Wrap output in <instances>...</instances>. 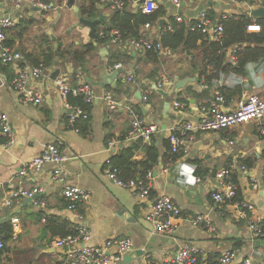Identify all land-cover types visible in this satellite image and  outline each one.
<instances>
[{
    "label": "crops",
    "instance_id": "1",
    "mask_svg": "<svg viewBox=\"0 0 264 264\" xmlns=\"http://www.w3.org/2000/svg\"><path fill=\"white\" fill-rule=\"evenodd\" d=\"M62 1V4H54V10L45 12L28 5L19 10L9 0H0V19L11 18L16 24L12 29L23 21L33 24L23 35L11 34L9 30L12 29L6 30L7 41L10 37L16 39L11 50L20 53L22 49L28 53L37 51L41 39H51L50 33L56 37L58 49L63 52L72 53L83 45L97 43L90 38L89 28L78 25L79 17L67 6L68 0ZM119 1L124 5L125 0ZM158 1L166 16L159 23L150 27L144 25L140 29L142 37L153 43L160 41L172 17L180 16L183 24L190 25L202 12L215 19L240 15L253 18L249 12L264 7V0H243L238 4H228L225 0H182L179 8L166 0ZM77 5H80V0H77ZM98 8L103 21L109 23L116 10L103 3ZM139 9L140 1L130 3L131 14L136 15ZM96 47L86 65L75 64L67 54L65 59H56L55 66L47 70L45 78L30 81L28 89L42 95L41 104H34L27 100L24 93L13 88V80L24 63H0V112L8 116L13 132L11 145H6L4 137L0 138V225L12 224L15 217L19 219V230L15 239L8 243L0 264H63L65 250L55 247L59 238L52 236L47 227L50 218L65 220L74 227L77 224L62 196L63 186L68 182L91 194L82 211L86 215L84 223L91 231L92 244L101 245L114 238L132 241L130 253H134L135 258L131 264H145L146 261L164 264L186 246L198 251L199 264H215L222 255L233 250L239 252L233 264H242L244 259L264 264V246L260 244L264 240L252 239L248 218L240 215L241 206L226 202L219 208L212 197L218 186L217 173L230 167L237 174L242 204L254 206L255 215L264 219V121L250 122L213 134L178 133L186 140L190 154L174 160L171 158L174 153L167 152L164 145L172 128L198 122L204 114L202 107L209 102L188 92L189 88L197 94L205 90L198 83L203 66L202 48L190 56L181 51H171V54L159 55L160 62L153 64L146 59V52L135 51L122 41L113 44L111 40L107 45L96 44ZM115 56L120 61L108 66L111 61L114 62ZM232 61L228 53L226 62ZM116 65H122V68L115 69ZM57 70L60 71L58 77L66 76L73 86L87 83L93 88L97 99L90 106L89 132L86 135L70 125L69 111L56 91L58 77L53 78V74ZM116 70H120L116 78L104 81L103 75L111 76ZM132 73L135 79L129 83L126 80ZM103 81L107 82L105 87L100 86ZM163 81H166L164 89H156L155 85ZM181 82L187 83L178 90L176 85ZM95 83L98 85L94 86ZM220 88L227 91L228 96L234 92L241 93L240 97L234 96L226 101V111L233 109L244 96L264 98V62L249 64L244 75L233 72L221 75L211 88L210 95L216 96ZM158 90L167 93L168 98L173 97L168 120L164 116L167 99ZM139 92L142 100L137 97ZM154 92L157 96L147 102V96H154ZM107 94L113 95L119 103L117 109H110L105 100ZM179 98L184 102H180ZM175 102L183 107L176 109ZM136 118L156 124L161 129L160 135L150 143L143 142L152 144L155 141L160 151L151 184L153 198L169 196L181 209V215L175 221V231L171 234H157L146 220L148 205L140 202L130 190L118 186L106 173L108 167L112 168L110 161L114 156L142 140H127ZM164 124H168V128L162 138ZM123 136H126L124 141L121 140ZM231 142L234 144L231 145ZM50 144L58 145L67 157L65 179L53 180L51 165H46L39 174H23L26 165ZM143 157L144 153L140 151L134 159L140 161ZM244 161L255 164L243 171ZM253 180L259 182L258 189L253 188ZM21 185L28 189L42 187L41 200L46 206L31 207L27 199H22L12 207H5L3 204L10 198L11 191ZM197 216L210 218L213 231L195 225L193 219Z\"/></svg>",
    "mask_w": 264,
    "mask_h": 264
},
{
    "label": "built area",
    "instance_id": "2",
    "mask_svg": "<svg viewBox=\"0 0 264 264\" xmlns=\"http://www.w3.org/2000/svg\"><path fill=\"white\" fill-rule=\"evenodd\" d=\"M17 9L22 10L24 5L31 8H39L45 12L55 9V5H47L43 0H9ZM174 7H181L182 0H166ZM228 4H238L243 0H225ZM103 4L109 5L114 10H122L124 5L119 0H102ZM143 14L152 15L160 9L158 0H144L141 3ZM176 21L183 22V19L178 16ZM16 26L11 18L0 19V63L3 65H12L18 62L24 63L19 70L17 76L13 80V88L27 96V100L34 104L42 103V95L34 90L28 89L30 81H39L47 76V70L43 68H34L25 63L22 53L11 50L6 46L7 36L6 30L12 29ZM150 27V24L146 25ZM193 31L201 32L208 35L212 40L219 42L223 36V27L214 23L207 12H202L195 22ZM250 32H259L261 27L258 25H251ZM100 35L103 37L101 31ZM112 43L118 44L121 41V34L119 31H112ZM135 51L147 52L155 51L159 55L171 54L169 49H165L161 44H154L152 41L142 37L140 40H131L127 42ZM237 49H232L228 53L231 55L232 62H237ZM122 68V65H116L115 69ZM135 79V74L132 73L127 77V82L131 83ZM166 81L155 85L156 89H164ZM57 95L64 102L65 107L69 111V122L72 126L76 120H89V114L80 107L72 106L69 103L70 97L82 98L86 104L92 105L97 99L94 96L93 88L90 84L81 83L73 86L66 76H60L55 81ZM207 88V86H203ZM114 96L107 94L105 100L111 110L118 108L119 103L115 101ZM226 99L217 95V97L208 103V106L202 107L201 119L198 122H190L185 125H178L172 128L169 140L172 146V152L181 156H188L190 148L184 138L178 136V133L184 134L187 132H195L201 134H213L228 131L238 126L250 122L264 121V98L257 95H249L242 97L231 110L226 111L224 106ZM176 109H180L183 105L179 102L174 103ZM264 132V131H263ZM161 129L158 125L147 123L141 119L136 118L132 123L131 131L127 140L142 139L146 143H150L155 136L160 135ZM6 139V145L13 143V132L10 126L9 118L6 114L0 112V138ZM231 145L234 143L231 142ZM111 146H114L111 143ZM67 157L58 145L50 144L43 152L36 157L30 164L26 165L23 174L32 172L39 174L46 165L53 167V180H64L67 176V171L64 168V163ZM247 171L245 166L241 168ZM106 173L122 188L130 190L133 195L142 203L148 206L146 220L150 222L154 231L157 234H171L175 231V221L181 215V209L176 205L171 197L160 195L153 198L152 196V179L153 173L150 172L145 180L122 182L117 176V170L108 167ZM235 173L232 168L221 169L217 173L218 186L213 193V201L217 207L221 208L226 202H230L236 197L238 187L231 181V176ZM200 181V180H198ZM253 188H259V182L253 180ZM43 189L40 186H35L31 189L21 185L20 188L11 191L10 198L4 202L5 207H12L22 199H32L37 195L43 196ZM62 196L67 203V210H69L77 221L75 226L76 234L67 238H59L55 242V247L65 250V259L63 264H122L124 256L133 249L132 241L123 238H114L107 240L104 244L93 245L92 235L90 229L85 225L86 215L82 211L91 199L90 192L72 183H65L62 190ZM42 199V198H41ZM34 201L37 207H45L46 203L43 200ZM242 208L240 215L248 218V228L253 240H264V219L255 215V208L251 204H239ZM253 214V216H252ZM195 225L205 226L210 231H213L212 222L207 216H197L193 219ZM14 236L19 230V219L12 220ZM6 244L3 235L0 232V261L3 256V250ZM238 250L228 251L217 260L215 264H233L238 257ZM145 264H150L146 261ZM164 264H199L198 251L186 246L180 250L173 258L167 259ZM242 264H254L250 259H244Z\"/></svg>",
    "mask_w": 264,
    "mask_h": 264
},
{
    "label": "trees",
    "instance_id": "3",
    "mask_svg": "<svg viewBox=\"0 0 264 264\" xmlns=\"http://www.w3.org/2000/svg\"><path fill=\"white\" fill-rule=\"evenodd\" d=\"M139 1L140 0H125L123 9L116 10L109 23L105 21L100 23L98 27L99 39L97 45L104 46L111 43V32L113 30L120 32L123 44L131 40H140L142 38L140 33L142 26L159 23V21L166 16L163 7H160V9L152 15L143 14L142 9H139L136 15L131 14L130 3ZM43 2L47 5L55 4L56 2L59 4L63 3L62 0H43ZM101 4L102 0H80V15L88 20H97L101 16V11L98 8ZM209 16L214 23L223 27L224 33L219 42L212 40L208 35L202 34L201 32L193 31L192 28L195 22L187 25L177 22L176 18L172 17L170 18L169 25L162 33L160 41L154 43H161L164 48L170 51H181L189 56L202 48L203 66L200 70L198 83H201L202 86H207V88L203 90L201 94L195 93L192 88H189L188 92L198 98L209 100V102L214 100L217 95H221L226 101H229L234 96L240 97V91L234 92L228 96L227 91L220 88L217 90V95L215 96L210 95V90L214 84L220 80L221 75L229 72L244 75L245 68L249 64L264 62V20H255L247 15L221 17L218 19H215L210 14ZM254 24L260 26L261 31L250 32L249 27ZM32 25V23L23 21L20 26H17L18 28L16 27V29L9 31L14 35H20V33L23 35L29 31ZM101 31L103 37L100 35ZM15 40V38L10 37L6 42V46L10 49H14ZM40 42L37 51L28 53L26 50L22 49V55L24 56L25 63L29 64L31 67L43 68L46 70L55 66L57 58L65 59L67 54L75 64L82 66L86 65L89 57L97 50L96 45L89 43L83 45L79 49H75L72 53L69 51L63 52L61 48H59L57 51L58 55H56L54 44L49 37L41 39ZM232 49H237V62L235 64L226 62V56ZM145 56L146 59L153 64H158L160 62V56L155 51H147ZM113 59L114 62L111 61L108 66H113L120 61L118 56H115ZM153 95L154 96H147V102H151V99L157 96L156 92H154ZM179 101L184 102L180 98ZM69 103L72 106L80 107L87 113L90 111L91 105L86 104L82 98L70 97ZM208 103L204 104V106H208ZM89 120H76L71 127L81 134L86 135L89 132ZM125 139L126 136L121 138L123 141ZM164 145L167 152L172 153L171 142L168 139L165 140ZM140 151H143L144 157L142 160L137 161L134 158ZM180 157L181 155L178 154L171 155V158L174 160ZM159 159L160 151L155 146V141L154 143L152 142V144H146L143 140H139L137 143L130 145V147L123 149L120 154L114 156L110 164L113 169L117 170L119 180L127 183L130 181L145 180L150 172L153 173L158 165ZM243 164L247 169H250L255 163L244 161ZM231 181L238 187L236 172L231 176ZM230 202L242 204L241 190L239 187L236 192V197ZM47 230L52 236L62 239L76 234L73 224L65 220H57L54 218L48 220ZM0 232L6 244L2 253L4 254L7 251L8 243L13 240V225L11 223L0 225Z\"/></svg>",
    "mask_w": 264,
    "mask_h": 264
},
{
    "label": "water",
    "instance_id": "4",
    "mask_svg": "<svg viewBox=\"0 0 264 264\" xmlns=\"http://www.w3.org/2000/svg\"><path fill=\"white\" fill-rule=\"evenodd\" d=\"M144 0H140V3H142ZM67 6L73 10L77 16L79 17V22H78V25L80 26H84L86 28H89L90 29V38L94 41H98V27L100 26V23L103 21V16H100L97 20H88L86 18H83L81 15H80V8L79 6L77 5V0H68L67 2ZM37 10H40L39 8H37ZM249 14L253 17V18H263L264 19V7H261V8H257L251 12H249ZM49 36L51 37V40L54 42V48H55V52L57 54V49H58V45L56 43V37L50 33ZM95 45L97 43H94ZM120 73V70H116L114 72V74H112L111 76H108L107 74L103 75L104 77V81H106V79H110V78H116V76ZM60 75V71L57 70L54 74H53V78H57L58 76ZM89 82H91L90 79H88ZM102 82L100 84V86L102 87H105L106 83L107 82ZM187 82H181L179 84L176 85V88L179 90V89H182L184 87V85L186 84ZM98 83H95L94 86H97ZM158 93L162 94L166 99V103H165V118L168 120L169 119V115H168V112L170 111V107H171V101L173 99V97H170L168 98V94L165 93L163 90H158L157 91ZM137 97L142 100V95L141 93L139 92L137 94ZM167 128H168V124H164L162 126V138H164L165 134H166V131H167ZM42 198V195H37L36 197L32 198V199H27V202L30 204V206L32 207L34 204V201L36 200H39ZM260 244L262 246H264V241L260 242ZM136 256L137 257H140L139 253H136ZM135 258V254L134 253H128L125 255L124 259H123V262L122 264H131V262L133 261V259Z\"/></svg>",
    "mask_w": 264,
    "mask_h": 264
}]
</instances>
